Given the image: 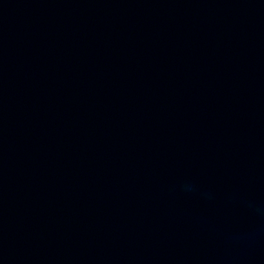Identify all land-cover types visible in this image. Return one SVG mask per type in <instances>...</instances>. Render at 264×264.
<instances>
[{"label": "water", "instance_id": "95a60500", "mask_svg": "<svg viewBox=\"0 0 264 264\" xmlns=\"http://www.w3.org/2000/svg\"><path fill=\"white\" fill-rule=\"evenodd\" d=\"M0 264H264V0H0Z\"/></svg>", "mask_w": 264, "mask_h": 264}]
</instances>
